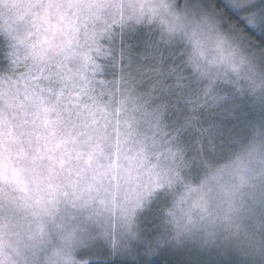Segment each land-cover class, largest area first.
<instances>
[{
  "label": "snow or ice",
  "instance_id": "snow-or-ice-1",
  "mask_svg": "<svg viewBox=\"0 0 264 264\" xmlns=\"http://www.w3.org/2000/svg\"><path fill=\"white\" fill-rule=\"evenodd\" d=\"M0 264H264V0H0Z\"/></svg>",
  "mask_w": 264,
  "mask_h": 264
}]
</instances>
